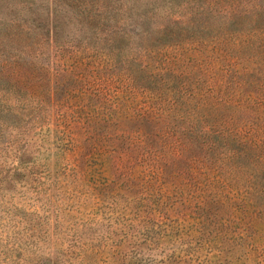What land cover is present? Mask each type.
<instances>
[{"label": "rangeland", "instance_id": "rangeland-1", "mask_svg": "<svg viewBox=\"0 0 264 264\" xmlns=\"http://www.w3.org/2000/svg\"><path fill=\"white\" fill-rule=\"evenodd\" d=\"M231 1L0 0V80L63 86L0 264H264V26Z\"/></svg>", "mask_w": 264, "mask_h": 264}, {"label": "trees", "instance_id": "trees-1", "mask_svg": "<svg viewBox=\"0 0 264 264\" xmlns=\"http://www.w3.org/2000/svg\"><path fill=\"white\" fill-rule=\"evenodd\" d=\"M231 2L237 5L242 2L250 4L249 14L253 24L262 22L264 26V0ZM229 6L234 10L233 4ZM14 61L21 68L27 67L25 62ZM7 65L11 71L14 63ZM27 69L30 70L21 76L23 80H0V183H4L0 190L6 192H13L14 188L10 185L13 184L12 180L20 182L25 171L34 165L37 154L31 152V149L34 150V146L30 145L32 138L39 135L48 120L52 94H58V90L61 92L62 83L57 81L56 74L49 71L50 68L29 66ZM0 71H3V68H0ZM62 93L69 96L72 92L65 89ZM50 159V156L44 158L46 164L50 165Z\"/></svg>", "mask_w": 264, "mask_h": 264}]
</instances>
